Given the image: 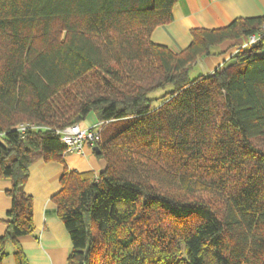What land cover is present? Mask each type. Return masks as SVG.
I'll use <instances>...</instances> for the list:
<instances>
[{
	"label": "trees",
	"instance_id": "1",
	"mask_svg": "<svg viewBox=\"0 0 264 264\" xmlns=\"http://www.w3.org/2000/svg\"><path fill=\"white\" fill-rule=\"evenodd\" d=\"M178 2L0 0V179L12 183L0 264L9 244L27 264L40 160L65 165L53 201L68 264H264V40L193 76L264 16L194 28L174 52L151 36ZM90 114L105 167L79 172L58 132Z\"/></svg>",
	"mask_w": 264,
	"mask_h": 264
},
{
	"label": "crops",
	"instance_id": "2",
	"mask_svg": "<svg viewBox=\"0 0 264 264\" xmlns=\"http://www.w3.org/2000/svg\"><path fill=\"white\" fill-rule=\"evenodd\" d=\"M174 20L168 25L157 27L151 39L174 52L187 48L192 40L194 28L216 29L226 27L237 18L264 16V0H179L173 11ZM235 46L223 44L215 49L213 56L202 58L194 68L198 75L207 76L223 64H229L237 51ZM91 124L97 118L90 114ZM68 168L79 172H100L105 162L99 160L87 148L84 155L75 153L65 156ZM65 165L60 162L40 160L30 168V177L25 191L34 199L35 233L21 241L27 264H68L73 244L65 224L58 218L53 197L61 190V177ZM12 183L0 179V237L6 231L11 198L7 195ZM3 264H17L12 244L7 246Z\"/></svg>",
	"mask_w": 264,
	"mask_h": 264
},
{
	"label": "built area",
	"instance_id": "3",
	"mask_svg": "<svg viewBox=\"0 0 264 264\" xmlns=\"http://www.w3.org/2000/svg\"><path fill=\"white\" fill-rule=\"evenodd\" d=\"M262 40H264V24L255 34L243 37L237 41L236 53L240 50L250 48ZM96 126L97 124L91 128H82L80 125H72L59 131L58 133L66 146V155L72 153L84 155L86 151L85 148L92 151L101 137V133L97 130ZM29 128H35V126L25 123L18 127V131L22 138H24Z\"/></svg>",
	"mask_w": 264,
	"mask_h": 264
},
{
	"label": "rangeland",
	"instance_id": "4",
	"mask_svg": "<svg viewBox=\"0 0 264 264\" xmlns=\"http://www.w3.org/2000/svg\"><path fill=\"white\" fill-rule=\"evenodd\" d=\"M195 75H198V73L193 72V76H195ZM159 93H160V92H159ZM159 93H156V95H159ZM160 94H161V93H160ZM90 122H91V116L88 117L84 122L81 123V127H82V128H85L86 126H88L89 124H91ZM95 125H96V124H95ZM95 125H92L91 127H94ZM91 127H87V128H91ZM85 150H87V148H85Z\"/></svg>",
	"mask_w": 264,
	"mask_h": 264
},
{
	"label": "water",
	"instance_id": "5",
	"mask_svg": "<svg viewBox=\"0 0 264 264\" xmlns=\"http://www.w3.org/2000/svg\"><path fill=\"white\" fill-rule=\"evenodd\" d=\"M94 151H96V153H100V149H99V147H98V146H95V147H94Z\"/></svg>",
	"mask_w": 264,
	"mask_h": 264
}]
</instances>
